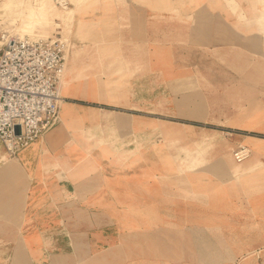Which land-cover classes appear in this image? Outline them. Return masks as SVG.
<instances>
[{
  "label": "crops",
  "instance_id": "obj_1",
  "mask_svg": "<svg viewBox=\"0 0 264 264\" xmlns=\"http://www.w3.org/2000/svg\"><path fill=\"white\" fill-rule=\"evenodd\" d=\"M87 1L65 13V123L14 157L0 144V264H264V167L243 174L264 154L234 164L242 129L187 84L264 51L261 0Z\"/></svg>",
  "mask_w": 264,
  "mask_h": 264
},
{
  "label": "rangeland",
  "instance_id": "obj_2",
  "mask_svg": "<svg viewBox=\"0 0 264 264\" xmlns=\"http://www.w3.org/2000/svg\"><path fill=\"white\" fill-rule=\"evenodd\" d=\"M70 2L84 5L88 1L70 0ZM260 3L262 4L260 13L251 22L255 30L253 34L255 39L258 38V34L264 38V0H261ZM31 9L39 15L43 21V26L39 30L37 29L38 32H34L29 37L30 39L33 37L45 38L55 32H59L61 37L67 40L71 26L69 27L70 21H67L65 13L71 9L60 10L53 4L52 0H2L0 2V29H5L13 35V32L18 29L20 20L22 21ZM14 37L16 36L14 35ZM251 45L256 48L258 42L254 41ZM67 48L69 49V44ZM231 56L232 58L228 60V64H225L224 60L217 58V66L213 67L215 68V75L217 77L216 82L194 81L187 84L194 89L206 90V93H208L209 89L214 88L216 90V97L203 98L198 92H195L197 93V97L194 96V100L199 101L203 108L207 109L206 103L209 105L210 120L208 121L221 127L242 129L243 132L240 133L243 136L241 145H245L251 154H264V51L247 49L241 52L234 50ZM198 77L204 79L203 76L198 75ZM183 83H177L178 87L183 89ZM116 85L118 86V84ZM68 87L69 83H66L64 91L59 95H65ZM181 96L180 94L179 97ZM59 107L58 122L52 128L58 124L63 125L65 123L63 115L67 105L63 104L62 100H60ZM219 130L225 133H216L217 137L227 140L231 139L230 134L226 133L230 131L220 128ZM202 152L203 149L197 146L193 149L186 148L183 151L186 154V159L190 154H200ZM228 154L230 157V151H228ZM190 165H194L195 168L200 163L193 164L189 160L187 168ZM262 166L264 167V163L255 162L250 167H247L243 174L247 172L246 175L250 177L257 167ZM9 173L15 175L17 179L19 178L17 167L10 168ZM23 182H26V178H23V174L20 171V189Z\"/></svg>",
  "mask_w": 264,
  "mask_h": 264
},
{
  "label": "built area",
  "instance_id": "obj_3",
  "mask_svg": "<svg viewBox=\"0 0 264 264\" xmlns=\"http://www.w3.org/2000/svg\"><path fill=\"white\" fill-rule=\"evenodd\" d=\"M61 10L68 0H52ZM67 41L55 32L48 37L17 39L0 29V144L14 157L58 122L60 81L66 63ZM250 151L238 145L234 164Z\"/></svg>",
  "mask_w": 264,
  "mask_h": 264
},
{
  "label": "bare ground",
  "instance_id": "obj_4",
  "mask_svg": "<svg viewBox=\"0 0 264 264\" xmlns=\"http://www.w3.org/2000/svg\"><path fill=\"white\" fill-rule=\"evenodd\" d=\"M1 1L2 0H0V2ZM42 26H43V21L40 19L39 15L31 9L28 12V15H26V17L22 21L20 20V23L17 27L18 29L15 32H13V35H15L17 39H24L25 37L29 38L33 35L34 32H38L37 29L39 30L40 27ZM60 90H61V81L59 87V94H60Z\"/></svg>",
  "mask_w": 264,
  "mask_h": 264
}]
</instances>
